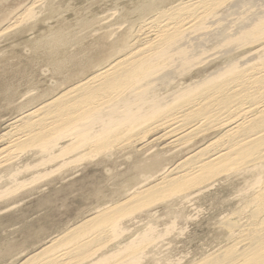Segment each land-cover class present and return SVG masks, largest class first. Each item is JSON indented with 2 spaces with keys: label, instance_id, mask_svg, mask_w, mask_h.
<instances>
[{
  "label": "rangeland",
  "instance_id": "obj_1",
  "mask_svg": "<svg viewBox=\"0 0 264 264\" xmlns=\"http://www.w3.org/2000/svg\"><path fill=\"white\" fill-rule=\"evenodd\" d=\"M180 1L189 0H0V264H20L70 228L116 206L120 233L104 232L96 257L132 243L143 249L132 264H193L235 243L238 224L249 220L243 205L254 192L250 174H224L189 192L139 200L182 157L214 139V132L179 146L168 129L136 135L126 131L130 126L116 125L111 114L115 126L107 132L116 137L99 150L71 136L49 152L30 144L4 151L9 146L4 138L18 118L143 49L153 38L143 29L146 20ZM228 221L236 227L234 236L226 231Z\"/></svg>",
  "mask_w": 264,
  "mask_h": 264
},
{
  "label": "bare ground",
  "instance_id": "obj_2",
  "mask_svg": "<svg viewBox=\"0 0 264 264\" xmlns=\"http://www.w3.org/2000/svg\"><path fill=\"white\" fill-rule=\"evenodd\" d=\"M170 4L144 23L153 38L143 49L109 62L22 115L4 138L9 142L4 151L30 144L49 152L71 136L99 150L116 137L107 132L115 126L111 114L116 125L130 126L126 131L136 135L168 129L174 144L214 132V139L178 160L139 200L189 192L224 174L252 175L248 183L254 192L243 205L249 220L238 224L235 243L193 264H264V0ZM94 128L100 133H92ZM119 208L75 225L20 264H132L143 252L132 243L122 245L120 253L96 257L104 232L120 233ZM228 222L225 230L233 235L236 227Z\"/></svg>",
  "mask_w": 264,
  "mask_h": 264
}]
</instances>
